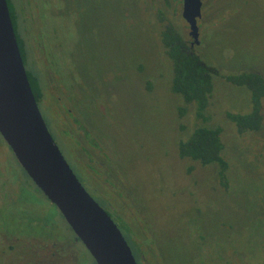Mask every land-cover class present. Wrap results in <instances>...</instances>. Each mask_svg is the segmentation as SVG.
Segmentation results:
<instances>
[{"label":"rangeland","instance_id":"1","mask_svg":"<svg viewBox=\"0 0 264 264\" xmlns=\"http://www.w3.org/2000/svg\"><path fill=\"white\" fill-rule=\"evenodd\" d=\"M203 1L191 49L219 76L201 118L172 90L160 42L164 9L190 46L175 2L15 0L40 112L86 190L128 226L138 264H264V98L262 127L239 131L228 113L249 112L250 92L225 78L264 76V0ZM198 125L221 128L223 176L217 164L178 155ZM0 264H95L1 135Z\"/></svg>","mask_w":264,"mask_h":264},{"label":"water","instance_id":"2","mask_svg":"<svg viewBox=\"0 0 264 264\" xmlns=\"http://www.w3.org/2000/svg\"><path fill=\"white\" fill-rule=\"evenodd\" d=\"M197 38L200 0H183ZM0 135L96 264H138L122 231L80 182L53 139L31 90L6 0H0Z\"/></svg>","mask_w":264,"mask_h":264},{"label":"trees","instance_id":"3","mask_svg":"<svg viewBox=\"0 0 264 264\" xmlns=\"http://www.w3.org/2000/svg\"><path fill=\"white\" fill-rule=\"evenodd\" d=\"M6 2L31 90L39 106L43 101V93L41 83L32 65L31 57H34L31 47L20 32L15 0H6ZM160 42L165 54L172 62V90L179 93L185 102L194 103L196 115L201 118L204 117V111L209 104V99L214 89V78L217 79L219 76L218 69L205 63L200 54L189 48L181 31L171 21L163 25L160 31ZM225 78L235 85L247 88L250 92L252 104L249 112L243 114L228 113L229 118L234 121L239 131H256L260 129L263 119L261 102L264 98V76L255 71H242L229 74ZM180 112L181 114L183 113L182 110ZM220 134V127L198 125L186 139L179 141L178 155L198 161L202 165L217 164L220 174L223 176L228 164L222 155L224 144ZM108 214L110 215L109 212ZM118 219L115 218L113 220H118L119 224L117 225L121 231L122 228L127 231L129 229L128 226L122 222L120 217ZM136 261L139 263L138 260Z\"/></svg>","mask_w":264,"mask_h":264},{"label":"flooded vegetation","instance_id":"4","mask_svg":"<svg viewBox=\"0 0 264 264\" xmlns=\"http://www.w3.org/2000/svg\"><path fill=\"white\" fill-rule=\"evenodd\" d=\"M168 1L176 3V5L174 4V8H173L174 12H172V15L174 16L176 13L179 14L178 12L180 11L181 16L184 18V16H183L184 1L183 0H168ZM124 2H127V0H92L91 6H92V4H94L95 7L106 8V6L104 4H111L113 6V5H118L119 3H124ZM170 5L173 6L172 4H170ZM203 8H204V1L200 0L199 16L196 17V21H195V24H196V27H197V33H198L199 28H200V25L198 24V21L202 18V14L204 12ZM164 11H165L164 9H161V10H159V16L156 15V21L158 20L163 25L166 24V23H169L171 21V20L166 18V16L164 15L166 11L165 12ZM164 21H166V22L163 23ZM185 21H186V19H185ZM187 24H188V27H189L188 28L189 29L188 34L192 38V40L190 42V46H189L191 48L192 46L197 45L199 43V40L197 42L198 38H196V40H195V38L190 34V31H191L190 25H189L188 22H187ZM163 25L161 26V29L163 28ZM197 37H198V35H197ZM124 62H126V59H125ZM103 73H104V70H100L98 72V74H103ZM99 78H100V80H105V79H102V77H99ZM99 82H97L96 85L100 84ZM3 237L4 236H1V238H3ZM18 238L19 237H16V239H18ZM76 239H79V238L76 237Z\"/></svg>","mask_w":264,"mask_h":264}]
</instances>
